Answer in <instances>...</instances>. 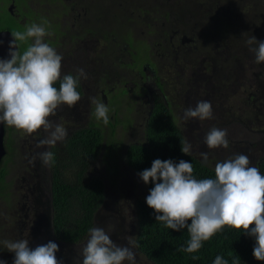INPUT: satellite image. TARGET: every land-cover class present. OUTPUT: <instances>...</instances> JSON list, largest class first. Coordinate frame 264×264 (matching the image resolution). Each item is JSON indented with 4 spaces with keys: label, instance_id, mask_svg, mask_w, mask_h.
Masks as SVG:
<instances>
[{
    "label": "flooded vegetation",
    "instance_id": "1",
    "mask_svg": "<svg viewBox=\"0 0 264 264\" xmlns=\"http://www.w3.org/2000/svg\"><path fill=\"white\" fill-rule=\"evenodd\" d=\"M140 1L151 8L129 6L140 4ZM221 1L0 0V21L13 19L20 25L46 22L50 35L44 41L63 57L61 79L64 75H76L77 69H83L87 76L79 82L81 100L71 109L62 105L56 115L50 117L67 129V137L55 146L37 147L47 135L43 129L27 134L3 123L6 154L0 162V241L27 239L32 249L53 241L62 250L68 249V255L72 252L80 255L86 238L73 244L61 241L55 235L52 190L55 177L52 166H44L37 154L45 150H63L67 139L75 132L100 128L104 138L102 148L86 171L89 178H98L103 183V200L98 211L106 195L105 179H113L111 187H114L116 179L122 178V186L123 180L139 177L138 172L127 164L126 155L129 147L147 145V122L156 108L172 115L183 139L191 143L192 154L188 156L202 163L199 153L207 152L209 161L202 164L214 170L215 164L222 159L215 149H208L204 143L206 132L199 131L203 127L192 130L194 138L188 137L186 128L178 124L179 113L195 107L199 101H210L213 112L210 120L236 135L228 137L235 154L242 153V143L255 146L256 155L250 160L251 166L257 167L262 174L264 121L260 116L264 117V91H260L264 89V82L261 88L257 85L253 93L247 94L245 105L246 108L250 105L251 113L245 114L239 109V114L235 115L233 108H225L224 103L227 104L225 81L234 73L236 76L240 71L243 73L244 65L253 69V63L257 64L246 40L251 35L258 40L260 36L264 37V32H260L255 24L245 30L224 26L223 23L228 25L232 21L231 15L240 19L239 5L228 4L229 0H225L228 3ZM256 1L262 5L259 13L264 14V0ZM170 14L174 18L166 20L165 16ZM114 21L116 26L111 32L108 24ZM139 28L140 32H137ZM2 31L12 33L0 29ZM150 38L155 42L151 43ZM208 60L216 67L208 66ZM209 68L212 74L208 72ZM257 70L255 81L264 77V72L260 71L263 70L261 63L257 64ZM213 72L218 79L226 80H217ZM54 86L59 88V81ZM92 97L109 108L108 124L100 125L95 118ZM243 127L247 128L245 133ZM123 135L126 139L127 135L130 137L125 144ZM110 140L111 144L107 142ZM228 148H223V152L228 154ZM100 159L104 162L102 170L91 174ZM116 160L123 166H115ZM121 167L124 172L120 171ZM21 172L23 176L19 175ZM71 173L68 169L63 175L71 177ZM96 213L92 228L99 226L96 225ZM0 258L14 259V253L8 252L2 243ZM81 261L82 257H76L68 263L81 264Z\"/></svg>",
    "mask_w": 264,
    "mask_h": 264
},
{
    "label": "clouds",
    "instance_id": "2",
    "mask_svg": "<svg viewBox=\"0 0 264 264\" xmlns=\"http://www.w3.org/2000/svg\"><path fill=\"white\" fill-rule=\"evenodd\" d=\"M45 23L25 25L23 31L11 33L7 59H0V123L32 134L43 129L47 135L37 147L55 146L67 137V129L53 121L62 105L73 108L81 100L78 91L81 78L87 79L83 69L76 75H64L61 79L62 55L44 41L50 33ZM243 35V34H242ZM21 52L18 42H28ZM246 44L255 55L257 64L264 63V41L251 35ZM59 81V88L54 85ZM95 118L109 123V108L96 98ZM213 117L210 101H199L195 107L184 111L183 119L208 120ZM226 129L213 127L205 136L208 149L229 147ZM192 145L187 139L181 144V152L190 155ZM41 163L49 166L54 154L45 150L38 154ZM207 164L209 154L199 153ZM215 178L196 179L191 162L156 159L149 169L138 173L145 184L153 187L146 197V204L154 210L155 220L173 231L187 228L190 239L181 252L194 253L225 226L243 230L255 238L253 257L264 261V175L251 166L249 157L236 154L214 168ZM190 222V223H189ZM254 225V227H250ZM8 252L14 253L12 264H62L56 253L59 246L53 241L29 247V240L0 241ZM81 264H136L135 253L128 246L113 242L108 232L99 226L89 229V239L80 250ZM198 259V257H193ZM0 264H7L0 260ZM214 264H228L222 256H216ZM233 264H238L233 261Z\"/></svg>",
    "mask_w": 264,
    "mask_h": 264
},
{
    "label": "trees",
    "instance_id": "3",
    "mask_svg": "<svg viewBox=\"0 0 264 264\" xmlns=\"http://www.w3.org/2000/svg\"><path fill=\"white\" fill-rule=\"evenodd\" d=\"M170 18H174V15L165 16L166 20ZM223 25L228 26L226 23ZM24 26L13 19L0 21V29L12 32L23 31ZM19 44L23 52L28 42ZM99 122L100 125L103 123L102 120ZM147 135L146 146L129 147L126 155L127 164L138 173L149 169L156 159H171L174 162H191L196 179L215 178L213 169L181 152L183 135L168 112L156 108L147 122ZM103 139L100 128H86L72 134L63 150H51L54 154L51 166L55 177L52 188L53 228L61 241L80 243L92 228L93 217L103 200V183L98 178H89L86 171L98 156ZM111 141L107 142L111 144ZM68 169L72 170L71 177L63 175ZM260 169L264 175V162ZM145 185L148 192L154 186L151 181ZM135 206V247L151 264H214L218 255L227 260L228 264H233V261L238 264H264V261H257L253 257L255 238L244 234L243 230L228 226L203 242L197 252L178 251L186 247L190 239L187 228L173 231L155 220L154 210L145 202L137 201ZM194 256L198 259H193Z\"/></svg>",
    "mask_w": 264,
    "mask_h": 264
},
{
    "label": "rangeland",
    "instance_id": "4",
    "mask_svg": "<svg viewBox=\"0 0 264 264\" xmlns=\"http://www.w3.org/2000/svg\"><path fill=\"white\" fill-rule=\"evenodd\" d=\"M141 2L143 1H140V4H130L129 6L134 7L135 5L137 6L142 5L143 8H146V7H148L149 9L151 8L149 4L145 5ZM221 2H226V1L222 0ZM229 2L230 3L228 2L226 3L228 4L235 3L239 5L238 6L239 9L237 10V12L240 14V19L236 17L235 15H231L230 19L232 21H229L230 23L228 24V26L236 28V29L245 30L247 27L251 28V26L255 24L260 32H264V14L263 12L259 13V11L262 9V5L259 2H257L256 0H229ZM118 9L119 7H116V10ZM26 14H28V12H26ZM148 17H150V14L148 15ZM108 23L109 22H107L106 24ZM158 24H159V21L157 22L156 25ZM108 25L111 28V32H113L116 26L115 21L113 23H109ZM136 26L138 25L136 24ZM165 26L167 27L166 24ZM136 30L137 32H140V28ZM153 35L154 33L151 34V36ZM258 41H264V37L260 36ZM150 42L154 43L155 39L150 38ZM209 52L214 53V51H209ZM206 64L208 66L216 67L209 60L206 62ZM253 65H254L253 69H251L248 65L247 66L244 65L243 73L240 71L238 73V76H236V74L234 73L230 76V78L227 81H225L226 79L225 80L218 79L216 77V74H214L213 72V76L217 80L225 81L227 104L224 103V107L229 108V109L232 107L233 108L232 112L235 115L239 114V109H243L245 114L251 113L252 108L250 107V105H248V108H246V105H245V102L247 101L246 100L247 94L249 92L253 93L254 89L256 90L257 85L261 88L262 82H264V77H260L256 79V81L254 80V73H256L258 70H257V64L253 63ZM261 67L263 70H260V71L264 72V63H261ZM208 72L212 74V71H210V68ZM262 91H264L263 88L260 92L262 93ZM183 114H184L183 111L182 113H179L180 119H178V124L182 125L183 128H186L188 137L191 135L194 138L196 137L193 135V132H192V130L197 129L195 127H203L201 130L199 129L197 130L205 131L206 134L213 127L221 129L220 127L217 126L218 122L211 121L210 119L200 120L198 118H190L188 120H184ZM260 120L264 121V117L260 116ZM102 128H104V126H102ZM134 128L136 127L134 126ZM242 129H243L242 131L243 133H245V131L247 130V128L245 127H243ZM129 130H132V129H129ZM227 133H228L227 139H229L230 137L233 138L234 136L236 137L234 133L228 130H227ZM201 136H204V135H201ZM122 138H123L122 139L123 144H125L127 140H129L130 137L127 135V139H126L123 135ZM237 139H241V138H237ZM241 149H242V153L247 155L250 160L254 158L256 155L255 146H250L247 143H242ZM233 150H234V147L229 146L228 154H226L223 152V147L215 149V151L218 153L222 161H224L225 159H228L229 157L236 155L235 152H233ZM118 153L121 154L122 151L119 150ZM24 159L26 158H23V160ZM23 163L24 165H26L25 162ZM98 163L99 164L96 163L93 166L91 170L92 172L91 174H95V172H100L102 170L104 162L100 159ZM18 164H21L20 160ZM114 165L123 166V164L119 160H116L114 162ZM16 167L21 170L20 166H16ZM120 171L124 172L122 167L120 168ZM19 175L23 176V172H21ZM121 181H122V178L116 179V186L111 187V183L114 182V180L113 179L104 180L105 185H106V195H105L102 206L96 213L97 215L96 225H99V227L104 228L108 232V234L111 236V239L113 240V242L117 243L118 245L128 246L129 248H131L132 251H134L135 253L136 264H151L145 259V257H143L136 250V247H135V237H136V232H137V225H136L137 216L135 212V203L137 201H143L146 203V197L149 195V192L139 177L137 178L132 177L131 179L123 180L124 184L122 186L120 185ZM88 239H89V235L86 237L85 242H83V246L86 244ZM56 255H57L58 260L62 261V264H69L68 262L69 261L72 262L76 257L79 259L81 258L79 254L76 256L75 252H72L70 255H68V249L65 248L62 250L60 246H59V251L56 253ZM0 260L6 261L7 264H12L13 262V259L8 260V259L0 258ZM123 264H130V262L124 261Z\"/></svg>",
    "mask_w": 264,
    "mask_h": 264
},
{
    "label": "water",
    "instance_id": "5",
    "mask_svg": "<svg viewBox=\"0 0 264 264\" xmlns=\"http://www.w3.org/2000/svg\"><path fill=\"white\" fill-rule=\"evenodd\" d=\"M12 36L9 31L0 32V59H7L9 52V42L11 41ZM4 124L0 123V162L6 154L4 147Z\"/></svg>",
    "mask_w": 264,
    "mask_h": 264
}]
</instances>
